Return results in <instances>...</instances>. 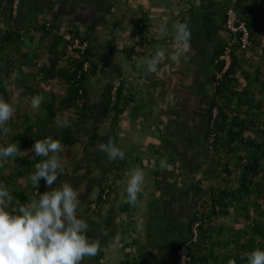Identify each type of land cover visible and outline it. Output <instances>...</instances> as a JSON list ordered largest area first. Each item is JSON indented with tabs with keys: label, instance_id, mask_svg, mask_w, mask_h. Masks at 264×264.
Listing matches in <instances>:
<instances>
[{
	"label": "crops",
	"instance_id": "crops-1",
	"mask_svg": "<svg viewBox=\"0 0 264 264\" xmlns=\"http://www.w3.org/2000/svg\"><path fill=\"white\" fill-rule=\"evenodd\" d=\"M12 1L0 0L6 22L13 18ZM216 4L225 9L232 1L22 0L13 18L18 25L51 21L61 33L78 28L89 41L88 97L71 120L78 135L97 128L101 139L93 149L84 141L73 159L61 158L63 174L52 185L72 184L78 217L89 224V236L101 241L97 254L82 264H176L180 244L200 248L191 218L219 185L213 181L220 174L207 141L214 90L209 58L218 32L201 25L212 18L201 8ZM176 22L187 24L185 39L178 38ZM153 59L155 70L149 71ZM120 78L119 101L111 108L110 92ZM109 139L125 153L123 160L99 151ZM136 168L145 179L130 205L127 185Z\"/></svg>",
	"mask_w": 264,
	"mask_h": 264
},
{
	"label": "trees",
	"instance_id": "trees-1",
	"mask_svg": "<svg viewBox=\"0 0 264 264\" xmlns=\"http://www.w3.org/2000/svg\"><path fill=\"white\" fill-rule=\"evenodd\" d=\"M236 8L250 31V43L242 48L241 33L226 28V11L220 29L227 36L221 37L218 26L209 58L214 90L207 107L208 146L223 182L210 189L205 204L195 206L190 226L194 235L193 227L199 222L196 242L200 248L190 247V264H247L248 253L264 249V0H238ZM18 14H13L11 5L12 17ZM13 18L6 22L0 9V97L11 105L10 96L19 101L12 105L13 116L0 131V146L15 143L21 151L0 161V181L15 200L26 203L48 189L43 179L39 188L31 181L35 163L44 159H33L36 140L49 136L59 140L62 148L57 155L73 159L79 145L85 141L86 148L93 149L101 134L96 128L82 137L74 130L71 119L82 111L88 97L89 72L80 73L83 61L69 50L64 33L51 21L23 27ZM68 31L87 39L78 28ZM229 45L226 68L221 56ZM120 86L113 106L110 92L111 108L119 101ZM34 96L43 97L35 110L31 107ZM183 244L176 249V264Z\"/></svg>",
	"mask_w": 264,
	"mask_h": 264
},
{
	"label": "clouds",
	"instance_id": "clouds-1",
	"mask_svg": "<svg viewBox=\"0 0 264 264\" xmlns=\"http://www.w3.org/2000/svg\"><path fill=\"white\" fill-rule=\"evenodd\" d=\"M236 5L232 1L230 7L236 8ZM173 27L179 39L189 35L186 23L176 22ZM148 70H155V59L148 61ZM42 102L43 97L34 96L31 107L38 109ZM13 113L11 103L0 97V131L5 130V124ZM63 126H68L67 119ZM61 148L60 141L50 136L35 141L32 147L35 153L33 159H44L35 163L31 181L39 188L43 179L49 190L42 193L38 191L26 203L15 200L8 186L0 181V264H82L85 257L95 256L99 251L100 239L89 236V224L77 215L80 205L78 191L64 180L57 187H52L58 176L63 174L61 160L57 155ZM20 151L15 143L0 146V161ZM99 151L113 161L125 157V153L111 139L101 144ZM144 179L142 169L132 171L127 185L128 204L134 205L137 202ZM102 235L107 233L103 232ZM246 260L247 264H264V249H254L247 254Z\"/></svg>",
	"mask_w": 264,
	"mask_h": 264
},
{
	"label": "built area",
	"instance_id": "built-area-1",
	"mask_svg": "<svg viewBox=\"0 0 264 264\" xmlns=\"http://www.w3.org/2000/svg\"><path fill=\"white\" fill-rule=\"evenodd\" d=\"M234 4L238 2V0H232ZM21 3V0H13L12 3V12L16 16L18 14L19 5ZM250 14H247L249 16ZM226 28L233 32V33H241V42H242V48L246 49L247 46L250 43V31L247 28L246 22L242 17L240 16L239 12L235 7H230L227 10L226 13ZM64 39L69 43V50L75 55L76 58L81 59L83 61V68L80 73L82 72H89L91 69V63L89 60L85 59L86 51L89 47V41L88 39H83L77 32L72 31H65ZM231 45L227 48L225 51V54L221 56V59H225L227 61L226 68L230 64V52H231ZM220 75V74H219ZM122 78H120L112 87L111 89V104L112 106L115 104L117 99V90L119 86L121 85ZM216 115V111L214 113ZM98 203L93 202V204L90 205L91 210L94 211L97 208ZM199 223H196L194 225V239H197V227ZM190 247L187 244H183L178 248L177 254H178V260L177 264H190V256H189Z\"/></svg>",
	"mask_w": 264,
	"mask_h": 264
},
{
	"label": "flooded vegetation",
	"instance_id": "flooded-vegetation-1",
	"mask_svg": "<svg viewBox=\"0 0 264 264\" xmlns=\"http://www.w3.org/2000/svg\"><path fill=\"white\" fill-rule=\"evenodd\" d=\"M230 6L231 5H228L226 7L228 8ZM227 8L224 9V7L221 4H216L215 7L213 5H208V7L204 8L205 10L203 9V12H204L203 14L209 15L208 16L209 18L212 17V18H210V20H207L204 23V26L213 25V23L215 24L218 21H219L220 26H222L223 17L227 11ZM208 17H207V19H208Z\"/></svg>",
	"mask_w": 264,
	"mask_h": 264
},
{
	"label": "rangeland",
	"instance_id": "rangeland-1",
	"mask_svg": "<svg viewBox=\"0 0 264 264\" xmlns=\"http://www.w3.org/2000/svg\"><path fill=\"white\" fill-rule=\"evenodd\" d=\"M196 7H198V6H196ZM199 8V7H198ZM201 10H203V8H201ZM202 26H204V23L203 24H201ZM218 25H219V34L221 35V37H226L227 36V33L223 30V29H220V24H219V21L218 22H216L215 24L213 23V26L214 27H216V28H218ZM126 27V26H125ZM127 28V27H126ZM131 37V36H130ZM133 38V37H132ZM10 100H11V102H12V105L13 106H16L18 103H19V101L17 100V98L15 97V95H12V96H10ZM219 172H220V175H219V177H216L215 179H214V181H213V183H222L223 182V180H222V172H221V169H220V167H219Z\"/></svg>",
	"mask_w": 264,
	"mask_h": 264
}]
</instances>
